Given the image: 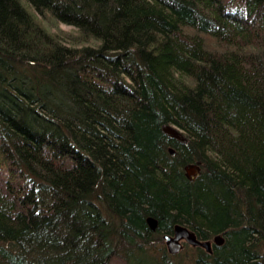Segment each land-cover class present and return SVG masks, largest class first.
I'll return each mask as SVG.
<instances>
[{
	"label": "trees",
	"instance_id": "16d2710c",
	"mask_svg": "<svg viewBox=\"0 0 264 264\" xmlns=\"http://www.w3.org/2000/svg\"><path fill=\"white\" fill-rule=\"evenodd\" d=\"M0 264H264V0H0Z\"/></svg>",
	"mask_w": 264,
	"mask_h": 264
},
{
	"label": "water",
	"instance_id": "95a60500",
	"mask_svg": "<svg viewBox=\"0 0 264 264\" xmlns=\"http://www.w3.org/2000/svg\"><path fill=\"white\" fill-rule=\"evenodd\" d=\"M164 132L170 136L172 139H176L185 145L187 144V139L184 136L183 132L174 125H165L163 127ZM172 155H175L173 149L170 151ZM186 175L189 179H194L201 173V164H190L185 167ZM150 226L153 229L157 228V222L155 220L149 221ZM165 244L168 252L171 255H177L182 252L185 248V245H189L191 247H199L206 250L208 253L213 252V244L222 245L224 243V238L222 236H217L214 241H201L198 239L196 234L191 231L188 227L177 225L174 229L172 235L164 236Z\"/></svg>",
	"mask_w": 264,
	"mask_h": 264
},
{
	"label": "rangeland",
	"instance_id": "374dc122",
	"mask_svg": "<svg viewBox=\"0 0 264 264\" xmlns=\"http://www.w3.org/2000/svg\"><path fill=\"white\" fill-rule=\"evenodd\" d=\"M61 28H63V29L66 30V31H71V29H72V27L67 26V25H62ZM187 246H189V245H187ZM186 248H187V247H186ZM186 248H184V250H186Z\"/></svg>",
	"mask_w": 264,
	"mask_h": 264
},
{
	"label": "flooded vegetation",
	"instance_id": "af4514ba",
	"mask_svg": "<svg viewBox=\"0 0 264 264\" xmlns=\"http://www.w3.org/2000/svg\"><path fill=\"white\" fill-rule=\"evenodd\" d=\"M214 245V244H213Z\"/></svg>",
	"mask_w": 264,
	"mask_h": 264
}]
</instances>
